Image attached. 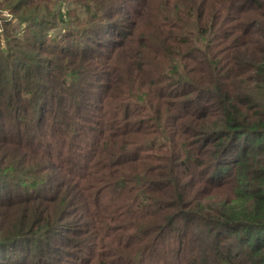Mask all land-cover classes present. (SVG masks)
I'll list each match as a JSON object with an SVG mask.
<instances>
[{
    "label": "trees",
    "instance_id": "1",
    "mask_svg": "<svg viewBox=\"0 0 264 264\" xmlns=\"http://www.w3.org/2000/svg\"><path fill=\"white\" fill-rule=\"evenodd\" d=\"M5 8L0 264H264V0Z\"/></svg>",
    "mask_w": 264,
    "mask_h": 264
},
{
    "label": "rangeland",
    "instance_id": "2",
    "mask_svg": "<svg viewBox=\"0 0 264 264\" xmlns=\"http://www.w3.org/2000/svg\"><path fill=\"white\" fill-rule=\"evenodd\" d=\"M1 1V0H0ZM0 16L1 17H8V18H11L12 17V14L7 10V8H5V9H2L1 11H0ZM14 20V19H13ZM0 26H1V24H0ZM1 28V27H0Z\"/></svg>",
    "mask_w": 264,
    "mask_h": 264
}]
</instances>
